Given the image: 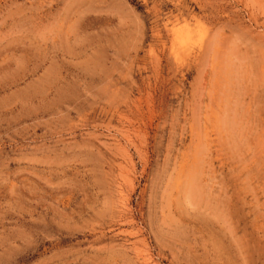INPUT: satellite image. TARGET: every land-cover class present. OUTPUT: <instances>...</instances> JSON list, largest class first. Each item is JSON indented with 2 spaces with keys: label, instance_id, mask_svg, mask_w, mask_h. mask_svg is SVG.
Wrapping results in <instances>:
<instances>
[{
  "label": "rangeland",
  "instance_id": "1",
  "mask_svg": "<svg viewBox=\"0 0 264 264\" xmlns=\"http://www.w3.org/2000/svg\"><path fill=\"white\" fill-rule=\"evenodd\" d=\"M0 264H264V0H0Z\"/></svg>",
  "mask_w": 264,
  "mask_h": 264
}]
</instances>
